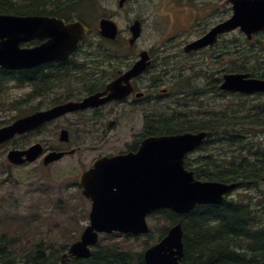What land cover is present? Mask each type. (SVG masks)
Listing matches in <instances>:
<instances>
[{"label": "rangeland", "instance_id": "rangeland-1", "mask_svg": "<svg viewBox=\"0 0 264 264\" xmlns=\"http://www.w3.org/2000/svg\"><path fill=\"white\" fill-rule=\"evenodd\" d=\"M190 0H127L122 8L118 7V0H99L101 8L96 10L89 7L91 11L83 10L81 15L93 28H97L98 19L101 16H113L121 29L119 43L121 44L129 36L128 25L135 17L142 18L143 30L138 40V48H150L155 53L159 51L182 52V45L197 37L204 30L215 24L218 20L224 19L231 10L219 0L217 7L208 11H203V15L194 19L188 10L181 8L183 2ZM193 1V0H192ZM202 3H205L204 1ZM183 7V6H182ZM93 16L89 17L90 14ZM76 14V13H75ZM194 19V20H193ZM93 32V31H92ZM264 34H257L249 43L245 36L237 29L219 40L218 47L221 50V57H225L230 50L231 58L235 60L234 68L239 71L244 64H247L254 74H260L264 68ZM94 36V35H93ZM94 43L98 41V36L93 37ZM83 46L81 50H85ZM118 48V47H117ZM120 48V47H119ZM251 48L252 56L247 54ZM126 49V48H124ZM225 49L224 54L222 50ZM212 53V51H207ZM180 61L184 57L179 54ZM188 60L199 62L195 67L184 70L182 74V62L176 63L177 67L168 69V74L174 82L182 76L181 87L187 86L181 94L170 91L162 99L156 100L155 109L159 112L171 113L178 107L176 97H181L194 90H208L203 96L204 106L201 112L216 113L221 112L230 115H244L252 112L260 103L264 104V94L244 95L235 93H224V95H214L211 92L217 75V69L222 71L226 67L225 63L207 66L209 56L205 57L201 53H196ZM208 69L207 74L200 75L201 68ZM158 75V74H157ZM74 77V75H73ZM10 81V80H9ZM162 87V85L160 86ZM165 87V86H164ZM30 87H17L9 83V88L3 94V102L0 105V126L12 122L16 117L25 115L48 106L56 95H49L45 98H34L29 105L22 108H13L9 105L11 100L26 101ZM161 92V90L159 91ZM84 95V92L80 96ZM174 99V100H172ZM261 104V105H262ZM264 107V105H263ZM116 111L117 116L112 120L97 126L94 141L91 143H80L82 152L72 156H65L59 161L44 166L41 158L24 165H9L6 160V152L11 147H27L34 142H41L45 147L50 148L57 145L60 127L66 124V120H59L43 127L39 132L31 131L26 135H20L12 139L5 146L0 147V240L8 243L9 249L27 251L33 248L37 242H42L45 246L52 245L56 248L63 247L65 251L68 246L77 240L83 229L88 225L89 201L81 194L78 186V176L80 172L87 168L89 162L85 161L84 155L93 156L95 154L111 155L125 151L134 145L137 136L141 135L143 128V117L137 108L126 107L125 105L107 107ZM168 109V110H167ZM179 110V109H178ZM186 111H197L195 102H188ZM113 123V126H110ZM98 125V124H97ZM96 137V138H95ZM261 137V136H260ZM255 140H258L256 136ZM96 146L94 152L85 151L87 147ZM218 160L229 158L230 153L219 155V147L210 148ZM198 152L194 151L188 155L190 161H194ZM229 197L237 200L251 199V203L257 212L264 214V180L258 181L257 185L237 187ZM147 223L152 227L151 216L147 217ZM162 224V223H161ZM151 229L152 236L141 235L130 237L114 235L108 238L113 242L120 243L126 248L139 250L143 243L151 244L158 236V227ZM6 236H1L2 233ZM106 240V242H109Z\"/></svg>", "mask_w": 264, "mask_h": 264}, {"label": "water", "instance_id": "water-1", "mask_svg": "<svg viewBox=\"0 0 264 264\" xmlns=\"http://www.w3.org/2000/svg\"><path fill=\"white\" fill-rule=\"evenodd\" d=\"M233 15L213 26L202 37L184 46V51L211 45L223 32L239 27L250 39L252 34L264 30V0H230ZM124 0H119L122 6ZM129 30V44L141 33L139 20H134ZM87 33L80 22L64 24L61 19L48 16H17L0 14V67L24 69L49 60L65 59ZM99 33L115 39L118 26L113 19L99 20ZM47 38L40 46L21 48L23 41ZM147 52L123 76L108 86L110 94L99 98L98 94L87 96L82 102H68L44 111H36L0 127V144L41 126L68 111L99 106L110 99L125 97L130 89L121 85L137 76L146 66ZM220 88L231 92L253 94L264 92V79L248 77V74L230 73L223 76ZM208 131L184 132L160 136H149L142 140L137 151L101 157L92 167L80 175L82 193L91 200L89 225L63 254L88 258L89 246L95 245L99 232L140 234L148 232L146 216L153 210L169 208L177 214L189 212L197 204H218L224 195L235 187L234 183L202 181L193 171L184 167L185 155L202 144ZM59 139L67 141L66 130H61ZM43 152L41 143L36 142L25 149H11L7 160L12 164L33 161ZM63 152L51 151L43 158V164L58 160ZM183 254L182 226L173 224L167 234L143 253L145 264H181Z\"/></svg>", "mask_w": 264, "mask_h": 264}, {"label": "trees", "instance_id": "trees-1", "mask_svg": "<svg viewBox=\"0 0 264 264\" xmlns=\"http://www.w3.org/2000/svg\"><path fill=\"white\" fill-rule=\"evenodd\" d=\"M98 1L0 0V13L65 16V12L72 7L76 18L82 20L79 11L89 7L96 8ZM47 3L55 5L47 6ZM14 74V71L0 69V105H5L2 101L3 94L9 88L10 77ZM29 76L16 75L12 80L15 85L21 86L19 84L33 80ZM46 90L36 86L34 92L40 94ZM183 91L181 89L175 93L181 94ZM205 92L204 89L192 90L175 98L179 110L175 108L171 113L155 109L153 123L148 122V118L145 120L146 126L151 125L149 133L209 131L203 144L196 149L198 155L194 161L185 157V167L192 170L200 180L234 182L236 188L257 185L264 178V104H258L252 112L244 115L228 116L221 112L217 116L216 113L200 111L204 106L200 100H203ZM211 92L222 95L217 87L212 88ZM188 102H195L196 112L186 111ZM30 103L31 100L26 97V101L11 100L9 105L17 109ZM255 136L259 139L255 140ZM215 147L224 151H218L219 155L230 151L233 153H230L229 158L218 160L209 150ZM251 202L248 198L237 200L227 195L219 204L196 205L182 215L170 209L156 210L151 214L152 227L162 224L157 228L158 236L155 240L164 236L170 225L180 221L183 232L181 264H264V214L257 212ZM1 236H6V233L3 232ZM151 236L150 232L148 238ZM109 237L111 236L101 238L89 258H71L66 264H145L142 249L147 246V241L141 249L133 250L108 240ZM123 237L130 238L129 235ZM63 249L37 242L31 250L19 251L9 249L8 243L0 240V264H60Z\"/></svg>", "mask_w": 264, "mask_h": 264}, {"label": "flooded vegetation", "instance_id": "flooded-vegetation-1", "mask_svg": "<svg viewBox=\"0 0 264 264\" xmlns=\"http://www.w3.org/2000/svg\"><path fill=\"white\" fill-rule=\"evenodd\" d=\"M203 1L205 3H202ZM221 1L222 4L228 8V10H231V3H229V0ZM219 2V0H190L188 2H183L180 9H183L185 7V9L188 10L189 14L193 15L195 19L197 18V16L203 15V11H208L211 8L217 7V5H219ZM46 5L52 6L55 4L47 3ZM230 15L231 12L224 19L218 20L216 23L225 20ZM62 17L65 18L64 20L66 23L70 22L71 20H75L74 9L71 7L69 11L65 12V16ZM135 18L140 19L143 25L142 18ZM206 31L207 30H204L203 33L193 38L192 40L202 36ZM261 33L264 34V31ZM226 34H223L222 36ZM96 35L98 36V34H95L93 32L87 35L85 42L82 44V46H86L85 50L78 49L64 60H50L31 68L15 71L14 76H11L15 77L16 75L27 74L30 75V79L36 80L34 82L32 80L27 83L24 82L23 84H19L21 86L30 87V91L26 96L29 100H33L34 98L42 99L48 97L49 95L55 94L56 98H54V100L51 101L48 106L41 108V110H45L55 105L66 103L68 101H81L84 97L95 94H98L99 98L108 96L110 94V90L107 89L109 84H111L113 81L123 76L125 72L130 70L133 67L134 63L139 60L140 53L142 51L145 50L147 52V64L142 72L137 76L131 77L128 81H121V85L128 86L130 89V92L124 98L110 99L109 101H106L99 106L88 107L83 110L64 113L61 116H58L43 125V127H45L56 121L62 119L66 120L67 125L61 126L60 130L65 129L67 131L68 140H58L57 145L50 148L46 147V151H63V157L72 156L74 154H79L80 152H82L81 150L83 146L78 144L93 142L96 127L102 126V124L107 122L108 120H112L113 122L114 118L117 116L116 111L107 109V107H115L116 110L117 107L121 105L137 108V111H140V114L143 117V128L145 129L141 133V135L137 136V140L134 141V145L132 147H129L125 151L115 154L136 151L142 139L148 135H151V133H149L148 131L151 125L149 124L148 126H146L145 120L146 118H148V122L153 123L155 119V116L153 115H155L154 105H156V100L162 99L163 96L168 95L169 89L173 86H176L177 83L183 79L182 76L180 78L178 76L176 82H174L168 74V69L171 68L172 70H174L177 67L176 63L182 62V65H180V67L182 68V74L184 76L185 69H191L199 63L196 60H188V57H191L196 53H201L205 57L209 56V60L207 61L208 67L214 64L218 65L219 63L226 64V67L222 68V71L220 69H217V75L212 79L213 81H216L217 86H219L221 82V76L224 73L230 72L247 73L250 75V77L253 76L255 78L264 79V70L260 72V76H255L252 74L251 68L247 66V64L250 63V59L244 64V66L241 68V71H239V69L236 70L234 68L235 60L231 58L232 56H230V50H228L225 57H221V50L217 44L220 39L211 46H206L199 50L190 51L188 53L183 51H178L176 53L167 51L165 52L166 54L164 57V51L155 53L150 48H138V40L140 37L130 45L128 43L130 34L121 44L119 43L120 41L118 39V41H109L101 38L100 36H98V41L94 43L90 39H92ZM40 42V40L34 39L29 42L23 43L22 46L35 47L38 46ZM250 42L251 41H249V43ZM207 51H212V53H208ZM224 52L225 49L222 50V54H224ZM247 52V54L251 55V48L248 49ZM179 54H182L184 56L182 57L184 58L183 61H180L179 57L181 56ZM206 72H208V69H206V67L201 68L200 75H203L204 73L207 74ZM161 85L162 87H160ZM36 86H41L47 90L43 91V93L36 94L34 92ZM183 87H185V85ZM160 90L161 92H163L162 94L159 93ZM82 92H84V95L80 96ZM110 126H113V123ZM43 127H41V129ZM41 129L39 128L35 131L39 132ZM95 147L96 146L87 147L85 151L94 152V149L97 148ZM16 148L23 149V147ZM83 155L85 161L89 162L87 168H85L88 169L95 159L104 156L105 154H95L93 156H88L85 154Z\"/></svg>", "mask_w": 264, "mask_h": 264}, {"label": "bare ground", "instance_id": "bare-ground-1", "mask_svg": "<svg viewBox=\"0 0 264 264\" xmlns=\"http://www.w3.org/2000/svg\"><path fill=\"white\" fill-rule=\"evenodd\" d=\"M239 137V136H238ZM211 262V261H210ZM52 263V262H51Z\"/></svg>", "mask_w": 264, "mask_h": 264}]
</instances>
